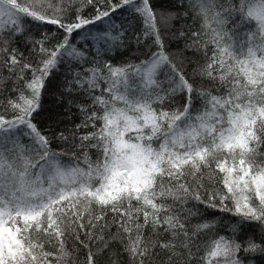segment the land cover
<instances>
[{"label":"snow or ice","instance_id":"snow-or-ice-1","mask_svg":"<svg viewBox=\"0 0 264 264\" xmlns=\"http://www.w3.org/2000/svg\"><path fill=\"white\" fill-rule=\"evenodd\" d=\"M186 2L201 24L185 48L203 50L207 60L192 79L182 66L183 52L175 54L178 66L167 51L160 27L170 30L178 15L157 13L150 0H0V86L11 80L18 92L7 100L11 118L0 114V264H96L113 243L127 264H242V248L264 251V233L259 243L239 239L244 222L264 229V0H239L229 9L219 0ZM89 6L94 14L86 16ZM73 8L74 18L66 19ZM225 11L254 26L239 45L226 43L233 36L224 28ZM129 16L142 20L143 39L151 38L155 50L149 47L138 64L90 59L84 48L89 41L96 57L123 45L134 31ZM41 25H56L62 39H34L32 28ZM21 38L38 53L35 62L9 49ZM196 76L218 82L216 94L198 86ZM50 86L65 110L51 113L42 129L37 117ZM197 99L202 109L194 107ZM73 109L82 119L68 128ZM57 140L81 149L82 158L73 152L64 163L65 153L51 147ZM92 148L95 161L87 151ZM218 179L222 189L215 187ZM205 181L213 186L206 201ZM190 201L241 217L232 237L205 244L201 235L215 225L190 227L199 215ZM68 239L88 249L84 260L66 248ZM92 244L99 245L95 252Z\"/></svg>","mask_w":264,"mask_h":264},{"label":"trees","instance_id":"trees-1","mask_svg":"<svg viewBox=\"0 0 264 264\" xmlns=\"http://www.w3.org/2000/svg\"><path fill=\"white\" fill-rule=\"evenodd\" d=\"M114 2H118V0H114ZM239 0H219L225 9H229L233 4L238 5ZM150 5L157 13H173L177 14L178 18L171 21L172 28L170 30H165L163 25H160L162 33H164V38L166 42V49L169 53L173 54V60L176 61L178 66H180V59L175 54L178 52H183L182 59L184 60L183 68L184 71L187 73V76L192 79L193 70L197 68L198 64L203 66L207 60L204 55V51L201 50L200 52H194L191 49H186L185 44L189 43L191 40V33L192 31H196L200 29L201 21L199 18H193V13L188 9L186 0H150ZM188 12V15L184 13ZM86 16H91L94 14L93 9L91 6L86 7L83 12ZM117 15H120L118 12ZM75 16L74 8L69 11L68 16L66 19H72ZM225 17L227 19V23L224 25V28L227 32H229L232 36V40H227L226 43H236L239 45L245 39V33L249 30H254V26L249 23L241 24V17L238 13L225 11ZM129 19L132 20V28L134 31L130 30L126 37L124 38V43L121 47L114 48L112 51L109 52H101L99 57H96V49L91 47L92 42L89 41L88 44L84 45V48L87 52H89V58H97L100 60H108L114 65H125L128 63L138 64L141 60L145 59L146 57L142 55V53H146L149 47H152V50H155V47L152 44V39L149 38L148 40L143 39V22L139 17L132 19L129 16ZM159 24V16L157 20ZM99 27V25H97ZM183 30L185 32L184 37H179V31ZM168 32H172L176 34L177 38H172ZM47 34L51 39V43L55 44L58 40L62 39L64 33L62 30L58 31L56 25H41L39 28L33 27L30 35L34 39H39L40 37ZM115 34V32H114ZM136 34H139L141 37V43L137 44L136 42ZM78 39V38H77ZM73 42H77L76 39ZM83 41H80L79 45H82ZM51 46V45H49ZM16 48L18 54L23 53L25 58L31 56L32 60L35 62L38 59V53L33 52L31 44L25 43V38H21L18 41L12 42L9 45V49ZM208 56H211L212 46H208ZM89 64H86L85 67H89ZM5 77L8 76L7 71L3 72ZM63 75V68H61L57 75V80H59ZM30 77V73H28ZM199 86L202 83V86L206 89H210L213 94H216V89L219 87L218 82L213 84L211 81L206 79L202 80L201 77L196 76L194 78ZM23 82H21L22 86ZM102 87H106L107 85L101 83ZM13 89V82L11 80H5L3 85L0 86V114L5 115L6 118H11L12 112L10 110H5L7 108V100L8 99H15L18 96V92L12 91ZM98 94V93H97ZM180 103L183 101L180 98H177ZM86 97L81 96L79 97V101H85ZM43 107L44 110L39 117H37V122L42 129H46L48 125V116L51 113L59 112L61 114L64 113L65 105L57 104L56 99L53 95H51V86L49 87L48 93L43 96ZM177 104H173L172 107H177ZM194 107L196 109H202V101L197 99L194 101ZM73 119L67 120L65 119V125L68 128H74L75 124L81 122V115L75 109H73ZM99 124V122H97ZM89 130L94 129H83L82 131L87 132ZM69 141H71V136H69ZM52 149L57 152H64L65 155L61 157L64 163H69L73 160V152L77 154V156L82 158V150L78 148H74L71 146L70 143L62 142V141H54L51 145ZM89 155L93 161H95L98 157L97 150L92 148L87 150ZM261 153H264V145H262L259 149ZM86 167V165H82ZM206 188L201 189V196L206 201L208 199V192L213 190V186L209 185L207 181H205ZM215 187H219L222 189V184L219 183V179ZM215 203L219 204V200L217 199ZM195 206L199 210V215H196L190 219L189 226H194L199 223H203L208 221L213 223L215 227L209 230L208 234H202L200 239L205 243H211L213 238L218 236H226L232 237L233 232L232 229L237 226L238 222L241 220V217L235 216L231 211H221L219 208H209L206 204H197L195 201H190L187 205L188 207ZM227 205L229 208L232 207V202L228 201ZM112 213H108V219H112ZM112 231L115 232V227L112 228ZM262 233H264V229H262L256 222H244L243 224V231L239 235V239L241 241H247L248 237H253L257 243L260 242L262 239ZM46 239V238H45ZM76 244L78 251H73V245ZM245 243V247H246ZM47 247V250L54 251L53 248ZM99 245L92 244L91 250L93 252L96 251ZM66 248L73 252V255L77 256L79 260H84L87 255L88 249H85L82 245H79L78 242H75L73 239H68ZM119 252V257L115 256V253ZM204 249L202 248L197 256H203ZM239 259L242 261V264H264V251L257 249L256 251H244L243 248L237 254ZM118 259L119 264H127V256L122 252L121 246L118 243H113L110 248L105 249L101 254L96 257V264H112L113 259ZM192 264H197V260L194 259Z\"/></svg>","mask_w":264,"mask_h":264}]
</instances>
